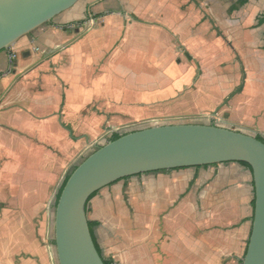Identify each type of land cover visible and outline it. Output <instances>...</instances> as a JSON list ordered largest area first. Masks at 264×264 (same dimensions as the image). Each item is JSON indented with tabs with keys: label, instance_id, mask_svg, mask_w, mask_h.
Instances as JSON below:
<instances>
[{
	"label": "crops",
	"instance_id": "0c3cea01",
	"mask_svg": "<svg viewBox=\"0 0 264 264\" xmlns=\"http://www.w3.org/2000/svg\"><path fill=\"white\" fill-rule=\"evenodd\" d=\"M66 12L0 52V264H56L57 180L73 164L56 153L80 144L91 105L151 121L228 105L264 136V0H85ZM254 200L250 169L223 163L118 181L87 216L114 264H242Z\"/></svg>",
	"mask_w": 264,
	"mask_h": 264
},
{
	"label": "water",
	"instance_id": "95a60500",
	"mask_svg": "<svg viewBox=\"0 0 264 264\" xmlns=\"http://www.w3.org/2000/svg\"><path fill=\"white\" fill-rule=\"evenodd\" d=\"M80 0H0V52L11 49ZM246 163L254 180L252 230L242 264H264V142L216 125L171 124L133 131L98 147L74 171L56 198L59 264H105L89 226L87 205L102 189L147 174Z\"/></svg>",
	"mask_w": 264,
	"mask_h": 264
},
{
	"label": "rangeland",
	"instance_id": "374dc122",
	"mask_svg": "<svg viewBox=\"0 0 264 264\" xmlns=\"http://www.w3.org/2000/svg\"><path fill=\"white\" fill-rule=\"evenodd\" d=\"M84 1L85 0H80L78 4H81ZM66 13L67 12L60 14L54 19V21H60V19L64 17ZM51 56L52 55L50 54L46 58H49ZM255 108L256 105H253L252 109L250 107L244 106L240 110L242 111L243 114H245V112L247 114L250 110L254 111ZM74 124L79 125V121H74ZM87 124L88 127L86 131H88V133L84 134V136L87 135V137L77 136V138H74V142H80V144L77 147L74 145L72 147L71 152L65 153L64 151H57L56 153L58 163L63 158H65V155L68 157L71 156L72 157L71 160L73 161L72 162L73 164L71 166L69 165L65 167V172L63 173V175L58 176V180H57L58 192L66 176H69L77 167V165H79L86 157L92 154L98 147L108 143L111 138V136L108 135L114 131L118 132L121 136H123L133 131L142 130L153 126L171 125V124H193V125H216L237 132L249 134L252 136H257V135L262 136L261 131L254 125V121H250V125H252L251 127L247 125L248 123L244 124L240 119H237L235 115H233L232 109L228 105L222 106L208 113L191 114V115L188 114L186 116H175L165 119L164 118L157 119L153 121L142 120V119L141 120L128 119L124 117H119L113 120L106 113L97 110L96 105H91ZM0 141L2 142L3 138H1ZM50 239H51V244H53L56 250L54 223L52 225V233ZM55 252H56V264H59L57 251Z\"/></svg>",
	"mask_w": 264,
	"mask_h": 264
},
{
	"label": "trees",
	"instance_id": "16d2710c",
	"mask_svg": "<svg viewBox=\"0 0 264 264\" xmlns=\"http://www.w3.org/2000/svg\"><path fill=\"white\" fill-rule=\"evenodd\" d=\"M246 3H248V0H239V6H244ZM240 91H241V89L238 90V92H240ZM120 137H121V135H120L119 133H114V134L112 135V137L110 138V141H115V140L119 139ZM256 138H257L258 140L264 142V139H263V137H262L261 135H257ZM241 164L244 165L245 167H247V168L250 169V166H249L248 164H246V163H241ZM69 176H70V175H69ZM69 176H67V177L65 178L64 182L62 183V185H61V187H60V189H59V192H58V194H57V201L59 200V198H60V196H61V193H62V191H63V189H64V187H65V185H66V183H67V181H68V179H69ZM97 194H98V193H95V194L90 198V200H91L94 196H96ZM90 200H89V202H90ZM89 202H88V203H89ZM253 205L255 206V200H254V202H253ZM87 207H88V205H87ZM89 226H90V229H91V233H92V237H93V240H94L95 246H96V248H97L99 254L103 256L102 250H101V248H100V246H99V244H98V242H97V240H96V238H95V236H94V232H93L94 223L89 222ZM103 257H104V256H103ZM104 262H105V264H114V262H113L112 260H109V259H106V258H104Z\"/></svg>",
	"mask_w": 264,
	"mask_h": 264
}]
</instances>
